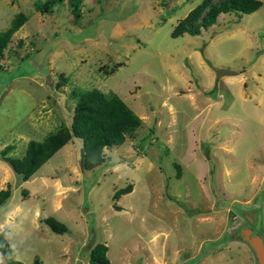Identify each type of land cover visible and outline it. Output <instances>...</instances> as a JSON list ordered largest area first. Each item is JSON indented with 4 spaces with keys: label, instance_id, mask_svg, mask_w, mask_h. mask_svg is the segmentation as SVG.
<instances>
[{
    "label": "rangeland",
    "instance_id": "374dc122",
    "mask_svg": "<svg viewBox=\"0 0 264 264\" xmlns=\"http://www.w3.org/2000/svg\"><path fill=\"white\" fill-rule=\"evenodd\" d=\"M44 1L0 0V32L24 17L0 51V149L12 145L8 155L20 157L27 141L69 128L71 91H111L139 125L103 150L114 163L92 170L80 168L79 138L20 185L0 161L10 191L0 221L18 207L4 225L12 261L86 264L89 248L104 243L109 264H256L235 235L250 217L264 239V0L176 37L173 27L202 0L34 9ZM221 68L235 74L215 77ZM53 179L66 188L55 192ZM126 184L131 191L113 199ZM46 217L68 230L52 232Z\"/></svg>",
    "mask_w": 264,
    "mask_h": 264
},
{
    "label": "trees",
    "instance_id": "16d2710c",
    "mask_svg": "<svg viewBox=\"0 0 264 264\" xmlns=\"http://www.w3.org/2000/svg\"><path fill=\"white\" fill-rule=\"evenodd\" d=\"M61 0H45L43 3L35 4V10H41L40 4L52 6ZM80 0H68L71 8L76 10ZM261 5L259 0H202L199 4L189 10L186 15L177 22L170 32L171 37L183 33L198 35L201 29L215 23L220 13L233 12L240 16L248 14ZM74 17H77L75 14ZM24 17L19 15L11 25L0 32V51L5 47L10 36L21 26ZM70 97L75 100L72 109L71 125L67 128L59 126L53 132L48 133L41 141L29 140L26 142L24 152L20 157L8 155L12 145H5L0 149V160L5 162L19 181H25L35 170L49 159L61 146L71 138L81 140V155L79 157L80 168L92 170L100 165L110 164V158L104 156L103 149L119 146L124 142L125 136L130 135L139 125V119L127 107V105L113 92H101L97 89L82 92L71 91ZM131 187L126 184L115 190L112 198L129 193ZM21 196L26 191L21 190ZM9 186L0 189V206L9 197ZM117 210L120 208H116ZM54 233H64L67 228L62 223L51 217L42 219ZM107 247L104 243H96L89 248L86 264H109L106 257ZM11 248L0 232V255L7 264H21L11 261L9 256Z\"/></svg>",
    "mask_w": 264,
    "mask_h": 264
},
{
    "label": "crops",
    "instance_id": "0c3cea01",
    "mask_svg": "<svg viewBox=\"0 0 264 264\" xmlns=\"http://www.w3.org/2000/svg\"><path fill=\"white\" fill-rule=\"evenodd\" d=\"M48 113H49V116L51 115V113H50V111H48ZM73 142V140H72V138L67 142V143H72ZM66 143V144H67ZM65 145V144H64ZM64 145L63 146H61L56 152H59L63 147H64ZM122 145V144H121ZM121 145H119V146H121ZM119 146H112V147H110V148H114V147H119ZM81 147V146H80ZM110 148H108V149H110ZM108 149H103V150H108ZM55 152V153H56ZM54 153V154H55ZM53 154V155H54ZM52 155V156H53ZM51 156V157H52ZM80 156V155H79ZM104 156H107V157H109L110 158V164L113 162H115L114 160H113V158H111V156H110V154H105ZM50 157V158H51ZM1 161V160H0ZM1 162H3V161H1ZM3 163H5V162H3ZM117 163V162H116ZM6 164V163H5ZM7 165V164H6ZM8 166V165H7ZM9 167V166H8ZM40 167V166H39ZM38 167V168H39ZM64 167H66V166H64ZM37 168V169H38ZM37 169L35 170V172L37 171ZM8 169H7V167H5L3 164H1L0 163V171L2 172V179L0 180V187H2V185L4 184V183H6V186H9V184H8V181H7V178H8V176H9V174H8V171H7ZM11 170V169H10ZM64 171L66 172V168L64 169ZM34 172V173H35ZM13 173V172H12ZM33 173V174H34ZM33 174L29 177V180L31 179V177L33 176ZM47 175H49L50 176V178H52V176L53 175H55V174H53V175H51V174H47ZM36 177H33L32 179H35ZM11 180V183H12V185H14V184H17V185H20V182H22V181H19V179L17 178V176L13 173V177H12V179H10ZM28 180V179H27ZM27 180H25V181H27ZM39 180H40V178H39ZM5 181H7V182H5ZM18 182V183H17ZM74 182V181H73ZM42 184L45 186V183L42 181ZM51 184H53L54 185V189H55V192L58 190V189H61L62 190V188H66V187H61L60 185H59V182L56 180V179H53V181H52V183ZM5 188V187H4ZM4 188H2V189H4ZM54 192V193H55ZM9 196H10V194H9ZM26 196H28V193L26 192V195L24 196L25 198H26ZM23 197V198H24ZM9 198V197H8ZM8 198L6 199V200H8ZM5 200V201H6ZM55 209L56 208H58V206H59V202L57 201V198H55ZM3 204H4V202H3ZM2 204V205H3ZM1 205V206H2ZM17 206H13V207H11V208H9L8 210H6V212H5V214H4V216H3V219L0 221V232L2 231L3 232V237L6 235V233H7V231H6V228H4L5 226L4 225H6V223L8 222V219H10L11 217V215H12V213L13 212H15L16 210H17ZM35 214H36V212H35ZM10 217V218H9ZM261 227V226H260ZM68 230V229H67ZM5 238V237H4ZM6 240V239H5ZM7 242V241H6ZM12 253H13V251L11 250V254H10V256H9V259L12 261V259H11V255H12ZM1 256V255H0ZM3 258V257H2ZM35 258L36 257H34L33 258V260H32V264H35V262H34V260H35ZM87 259H88V256H87ZM5 260V259H4ZM38 260V259H37ZM6 261V260H5ZM6 263V262H5ZM37 264H40V262H39V260H38V263Z\"/></svg>",
    "mask_w": 264,
    "mask_h": 264
},
{
    "label": "water",
    "instance_id": "95a60500",
    "mask_svg": "<svg viewBox=\"0 0 264 264\" xmlns=\"http://www.w3.org/2000/svg\"><path fill=\"white\" fill-rule=\"evenodd\" d=\"M234 74L235 72L233 71L221 68L216 70L215 77ZM235 236L244 241L250 247L256 264H264V246L262 239L258 234L253 235L251 230H243L241 232L239 231Z\"/></svg>",
    "mask_w": 264,
    "mask_h": 264
},
{
    "label": "flooded vegetation",
    "instance_id": "af4514ba",
    "mask_svg": "<svg viewBox=\"0 0 264 264\" xmlns=\"http://www.w3.org/2000/svg\"><path fill=\"white\" fill-rule=\"evenodd\" d=\"M243 230H251L253 235L258 234L260 236V233H259L260 232V224H259V222L254 221L250 217H244L243 218V222L236 227V234L239 231L241 232ZM261 239H262V237H261ZM262 242H263V246H264V239H262Z\"/></svg>",
    "mask_w": 264,
    "mask_h": 264
}]
</instances>
